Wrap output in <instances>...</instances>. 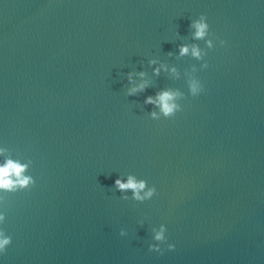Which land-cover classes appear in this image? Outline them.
I'll return each mask as SVG.
<instances>
[{"label":"water","instance_id":"water-1","mask_svg":"<svg viewBox=\"0 0 264 264\" xmlns=\"http://www.w3.org/2000/svg\"><path fill=\"white\" fill-rule=\"evenodd\" d=\"M202 13L227 41L207 69L177 54L205 47L188 26ZM140 71L150 86L128 96ZM162 88L183 110L152 120ZM0 143L36 179L3 194L4 264H264V0H0ZM129 174L157 195L123 199ZM160 223L163 255L147 249Z\"/></svg>","mask_w":264,"mask_h":264},{"label":"clouds","instance_id":"clouds-1","mask_svg":"<svg viewBox=\"0 0 264 264\" xmlns=\"http://www.w3.org/2000/svg\"><path fill=\"white\" fill-rule=\"evenodd\" d=\"M188 26L192 30L193 41L202 40L205 47L201 48L197 43H182L178 45L177 54L181 57L191 56L200 62L202 69H207L209 66L208 60L206 59L208 50H213L217 46L225 47L227 41L217 37L210 30L208 17L203 13L198 18L190 20ZM169 55H172V53H169ZM148 63L152 67V72L155 76H159L164 71L171 72L179 78V73L174 66L169 68L167 64L157 59H151ZM146 75L144 71L127 73V84L129 86L126 89V94L128 96H135L138 93L146 91L150 86L149 81L145 79ZM136 77H139V81L135 79ZM187 85V94L192 97H198L205 91L204 82L198 77L188 79ZM184 96L185 93L179 89L162 88L154 94L146 95L143 104L152 106L148 113V116L152 120H160L161 118L169 119L175 117L178 112L183 110V106L178 101ZM7 153L8 149L0 143V264H4V257L13 244V235L4 227L8 217L3 208V194L28 191L36 185L35 177L28 174L32 161L28 160L27 162H23L19 159H13ZM112 186L122 194V198L125 200L129 198L127 195L129 191L132 194L131 199L140 203L151 200L157 195V187L155 185H149L147 180L137 178L131 174L126 177L117 176ZM167 232L168 227L165 223H160L158 226L151 228V240L147 244L149 252L163 255L166 251L172 252L176 250V244L169 242ZM128 234L126 229L121 228L119 230V236L122 238L127 237Z\"/></svg>","mask_w":264,"mask_h":264}]
</instances>
